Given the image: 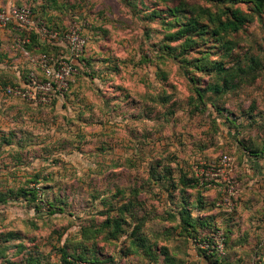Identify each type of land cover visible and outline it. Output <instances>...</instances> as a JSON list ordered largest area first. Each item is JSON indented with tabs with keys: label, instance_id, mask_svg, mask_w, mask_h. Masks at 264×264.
<instances>
[{
	"label": "rangeland",
	"instance_id": "374dc122",
	"mask_svg": "<svg viewBox=\"0 0 264 264\" xmlns=\"http://www.w3.org/2000/svg\"><path fill=\"white\" fill-rule=\"evenodd\" d=\"M229 1L0 0V12L30 8L60 40L71 27L86 39L67 97L36 106L4 92L32 66L15 42L25 34L0 25L11 34L0 42V264H62L82 244L99 264H264V8ZM173 8L205 29L189 44L170 39L180 30ZM232 12L244 21L239 31L213 36ZM63 48L46 49L67 58ZM222 156L233 170L216 177ZM228 180L237 183L231 206L222 203ZM133 193L136 220L126 213L125 233L86 240ZM183 197L196 210L203 203L201 216L220 230H180ZM139 221L151 250L131 245ZM220 236L226 251L216 263L201 241Z\"/></svg>",
	"mask_w": 264,
	"mask_h": 264
},
{
	"label": "trees",
	"instance_id": "16d2710c",
	"mask_svg": "<svg viewBox=\"0 0 264 264\" xmlns=\"http://www.w3.org/2000/svg\"><path fill=\"white\" fill-rule=\"evenodd\" d=\"M236 2V0H234ZM241 1V0H240ZM51 2L54 4L56 3V0H51ZM242 2V1H241ZM228 3H230V1L228 0ZM249 3H253L255 9L258 11V13L264 8V0H250ZM228 9V8H227ZM181 10L179 8H173L170 9V11L168 12L171 17L173 18V21L175 23V25H179L180 26V30H178L177 32H175L174 34L171 35L170 39H175V41H177L176 38L182 37H187L186 40L184 41V44H189L190 38L192 36L193 33H196L197 31L199 33H203V31L205 29H202L194 20L186 21V22H182L181 18L184 17V15L180 14ZM194 13V12H192ZM183 15V16H182ZM199 16V14H197ZM232 16V20H228L226 22H218L217 20H212L213 25H216L213 27L212 33L213 36L217 37L218 39H221L222 37H224L227 34L230 33H236L239 31L240 27H241V23H243L244 21H242L241 17H236L235 13L232 12L231 13ZM240 23V24H239ZM46 24V23H45ZM51 24H53V22H51ZM46 26L48 28H50V26H48L46 24ZM180 37V38H181ZM182 37V38H183ZM180 41V39H179ZM225 44H228V42H226ZM224 44V45H225ZM54 45H57V43H50V42H46L40 39V37L36 34V33H31V35L29 36V43L26 44L24 46V48L26 49V51H28L31 55H40V54H47L50 56H54V57H62V56H55L54 54H50L49 51L47 52V47L50 48L53 47ZM61 45V44H60ZM58 46V45H57ZM228 45H226L225 47H227ZM62 47H64L62 45ZM224 53L226 54V56L231 55V51L226 48L224 49ZM216 65L217 67V71L218 72H222L225 75V70L222 64L220 63H214L211 66ZM259 67V62H255L254 60H252L251 62V66H250V71H255V68ZM201 69V68H199ZM204 69V68H202ZM227 76L230 74H226ZM225 77L222 78V80ZM221 79V78H220ZM69 84L70 86L72 85V77L69 80ZM12 85V84H9ZM200 89V88H199ZM200 99L202 98L203 94H200ZM64 97H67V94H64L63 97L61 98H55L53 99L52 102L59 100V99H63ZM255 154V156L257 155L256 152H253ZM174 179L171 180V183L173 182ZM178 182H181L185 188H193L195 185H198V181L197 180H184V179H179ZM26 195H33V197H35L36 192L34 191V189L32 191H30V193H26ZM119 195H121L123 197V193L122 191H119ZM133 199H129V202L127 204H122V206H115L114 209H108L107 210V218L101 223V225L96 226L95 228V232H90L91 236L87 237L86 240H91L92 238H94L95 234L101 231H106L109 230V237H111V239H117L121 234L125 233V227L127 226V220L125 218L126 213H128L130 216H132L133 220H136V218H134L133 216V211H134V207L136 204H138L137 201H135V199L137 198V194L133 193L131 196H133ZM213 210L215 209V207H211ZM204 209L203 203H199V209L196 210V206H194L191 202H189V200H187L185 197H183V201L182 204L180 206V209L178 210V214L180 217V226L178 225V228L180 230H182L183 232H187L188 230H191L190 232L192 233H197V230H206L207 231V235L209 234V232L211 231H219V227H217L216 225H214L212 222L213 218L212 217H202L200 212ZM263 212V211H262ZM112 213L114 214V216L112 215ZM197 213V215H196ZM196 215V217H195ZM214 217V216H213ZM142 223L143 222H138L137 224H134V230L133 233L130 235L134 238L133 242H131L132 246L136 247V248H141L142 250L146 251V250H151V246H148L147 244V239L144 237H142L141 235H139L141 227H142ZM129 225V224H128ZM215 226V229L211 230L213 227ZM224 229V228H223ZM222 229V230H223ZM227 232V230L224 232ZM229 233V232H228ZM11 239L14 238L15 235L9 234L8 235ZM206 238V237H205ZM223 242L226 240V236H224L223 238ZM205 240V242H203ZM203 241H201L202 243H206L208 245H212V241L211 240H207L204 239ZM224 246H226V242H224ZM85 246H83V244L81 245V250L79 252H77V250H74L72 253L70 254H63L62 255V264H99L98 259L96 258H89L84 252L87 253L88 250L84 249ZM226 248H224V251ZM1 253V252H0ZM92 253V252H91ZM164 254V258L167 259V253L163 252ZM204 254V258L206 259H214L215 262L217 263L218 261V257H220L218 255V253L216 252V250H204L203 251ZM91 255V254H89ZM155 258V257H154ZM7 264H39V260H37L36 258H29L28 261L26 260L24 263H10L8 262ZM41 264V263H40Z\"/></svg>",
	"mask_w": 264,
	"mask_h": 264
},
{
	"label": "built area",
	"instance_id": "2783aa9c",
	"mask_svg": "<svg viewBox=\"0 0 264 264\" xmlns=\"http://www.w3.org/2000/svg\"><path fill=\"white\" fill-rule=\"evenodd\" d=\"M0 25L2 27L12 26L15 30L24 33V36L15 39L21 49L29 43L31 33H36L41 40L60 44L67 49V58L54 57L47 54L33 56L23 49V54L29 60L32 69L27 74L26 82L15 86L5 87L7 96L19 98L28 104L36 106H47L53 99L61 98L70 89L69 80L76 72L75 61H80L85 48L86 39L82 37L79 28L71 27L60 40L58 33L52 32L42 21L35 18L31 9L26 6H11L0 12ZM232 161L228 156H222L218 163V169L213 175L219 177L222 173H231ZM228 190L222 203L231 206L230 195L236 188L235 180H228ZM230 189V190H229ZM221 240L213 245L205 244L203 247L216 250L219 255L224 252L222 236ZM216 244V245H215ZM81 264V263H80Z\"/></svg>",
	"mask_w": 264,
	"mask_h": 264
},
{
	"label": "crops",
	"instance_id": "0c3cea01",
	"mask_svg": "<svg viewBox=\"0 0 264 264\" xmlns=\"http://www.w3.org/2000/svg\"><path fill=\"white\" fill-rule=\"evenodd\" d=\"M9 37H10L9 40L11 41V34H10V32H9V33H8V32H4L3 30L0 31V42H1V43H5V41H6L7 38H9ZM57 45L62 47V45H60V44H58V43H57ZM62 48H63V47H62ZM63 49H64V48H63ZM60 53H61V55H62V54L64 53V51L61 50ZM66 53H67V51H66ZM66 53H65V54H66ZM65 54H63V56H66ZM80 61H81V60H80ZM74 65H75L76 67H78V66L80 67V65H79V61H78V60L75 61V62H74Z\"/></svg>",
	"mask_w": 264,
	"mask_h": 264
}]
</instances>
